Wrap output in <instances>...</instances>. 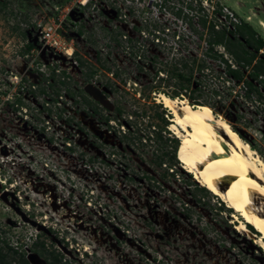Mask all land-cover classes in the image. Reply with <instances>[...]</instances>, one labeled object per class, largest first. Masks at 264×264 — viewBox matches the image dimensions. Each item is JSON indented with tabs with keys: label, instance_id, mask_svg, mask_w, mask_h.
Returning <instances> with one entry per match:
<instances>
[{
	"label": "rangeland",
	"instance_id": "374dc122",
	"mask_svg": "<svg viewBox=\"0 0 264 264\" xmlns=\"http://www.w3.org/2000/svg\"><path fill=\"white\" fill-rule=\"evenodd\" d=\"M166 8L121 20L85 14L73 0H0L5 264H51L55 256L62 264L68 239L93 253L75 257L77 264H264L254 238L235 230L233 211L170 160L173 123L154 139L164 126L157 115L172 117L157 93H183L171 79L177 68L192 72L193 84L204 77L194 96L201 102L228 113L229 102L242 101L230 116L264 150L260 106L241 100L238 87L214 96L224 65L206 53L213 21L220 28L247 23L264 39V0H170ZM52 22L59 50H47L39 35ZM30 42L36 47L26 53ZM217 51L232 60L223 47Z\"/></svg>",
	"mask_w": 264,
	"mask_h": 264
},
{
	"label": "bare ground",
	"instance_id": "6f19581e",
	"mask_svg": "<svg viewBox=\"0 0 264 264\" xmlns=\"http://www.w3.org/2000/svg\"><path fill=\"white\" fill-rule=\"evenodd\" d=\"M259 25L264 31V21ZM155 100L172 113L171 132L184 146L181 167L233 211L235 230L264 250V160L210 107L164 94Z\"/></svg>",
	"mask_w": 264,
	"mask_h": 264
},
{
	"label": "trees",
	"instance_id": "16d2710c",
	"mask_svg": "<svg viewBox=\"0 0 264 264\" xmlns=\"http://www.w3.org/2000/svg\"><path fill=\"white\" fill-rule=\"evenodd\" d=\"M204 27L207 24L205 19ZM208 35L209 40L207 41L208 50L206 53L214 58L218 59L224 65V72H222L218 79L223 81V85L219 86L216 83H213V95L220 97L221 93L223 94L225 89L229 93L234 92L233 88L238 87L240 90L243 91L242 96H240L241 100L249 99L251 103L258 104V109L262 111V117L264 119V39L247 23H241L240 25H236L233 30H227L226 27L220 28L215 22H211L208 26ZM36 45L33 42L27 44L25 48L26 53H30L33 49H35ZM217 47H223L228 55L231 57L232 60L224 58L223 54H220L217 51ZM195 61L193 62V64ZM185 67L187 64L184 63ZM204 65L198 68V71L202 72ZM204 73V72H203ZM56 75L53 74V77ZM67 77L66 72L62 73V79L59 78L60 83L64 84V79ZM193 73L191 72L188 75H185L182 70L175 69L172 73L171 79H174L178 85L180 90L184 93H181L177 96H171L166 92L159 91L157 94H164L170 98H186L187 100L194 102L192 104L189 102L190 105L196 106H208L212 109L215 115H218V111L222 113L227 122L230 124L232 129L245 141L247 142L252 149L256 150L261 158L264 160V150L258 146L255 140H249L244 133L236 126V121H233L230 116V109L231 107L235 110H238L240 106H242V101L239 102L234 99L233 101L229 102V109L228 113L224 112L223 106L216 108L213 104L201 102L197 98H195V93L201 92L202 89L205 87L201 86L203 82H201L200 78H204L200 76L197 79V82L193 84ZM160 79V78H159ZM217 81V78H214ZM231 83L233 84L231 86ZM195 85V87H193ZM224 95V98L227 96ZM257 97V99H254ZM238 103V105H237ZM161 106L162 104H158ZM239 106V107H237ZM164 111L159 113L157 117L164 122V126L162 130H158L155 132L156 137L154 138L156 141L162 140L163 136L161 132L169 133L167 130L172 125V122H169L170 115L167 114V117L164 115ZM238 117V116H237ZM108 120V119H107ZM174 127V124L172 128ZM171 128V129H172ZM156 131V129L154 130ZM150 139V138H149ZM172 143L171 147V161H176V163H181V156L184 152V146L181 144L180 140L177 138L168 140ZM177 158V160H176ZM162 164V163H161ZM205 190V188H202ZM248 228L253 233L257 234L256 230L251 226L248 225ZM6 256L4 254H0V264H5ZM26 264H28L25 261ZM51 264H61V258L59 256L53 257V262Z\"/></svg>",
	"mask_w": 264,
	"mask_h": 264
},
{
	"label": "built area",
	"instance_id": "2783aa9c",
	"mask_svg": "<svg viewBox=\"0 0 264 264\" xmlns=\"http://www.w3.org/2000/svg\"><path fill=\"white\" fill-rule=\"evenodd\" d=\"M74 3L78 5L79 11H84L85 14L88 12H92L94 14H99V12L103 13H113L114 15H120V19H128L132 15H160L165 14L167 12L166 3L170 0H73ZM179 1V0H173ZM87 12V13H86ZM146 24L148 23L146 19L143 20ZM61 21H59V26H61ZM58 26V27H59ZM58 27L55 22L48 24L43 29L39 30V35L41 37V42L47 50L57 49L59 50V46L61 41L58 40ZM159 34H154V37L157 41V46H160L161 43L165 42L163 38L160 37ZM180 39V36H177ZM36 45V44H35ZM34 50V49H33ZM32 50V51H33ZM72 52L69 55L66 51V54L69 57L73 56V49H70ZM31 51V52H32ZM75 53V52H74ZM78 65V62H75ZM58 72V71H57ZM65 72V71H63ZM63 72H59L62 75ZM67 75V73H66ZM66 245L67 250L70 254H65L62 258V264H77L75 257L79 256L81 259L85 257V255L92 256L93 253L89 252L88 248H80L78 244L77 246L71 240H67ZM63 252V251H62ZM74 252V253H73ZM74 255V256H73ZM73 256V258L71 257Z\"/></svg>",
	"mask_w": 264,
	"mask_h": 264
},
{
	"label": "flooded vegetation",
	"instance_id": "af4514ba",
	"mask_svg": "<svg viewBox=\"0 0 264 264\" xmlns=\"http://www.w3.org/2000/svg\"><path fill=\"white\" fill-rule=\"evenodd\" d=\"M215 12H216V15H220V14H222V12H221V9H219L218 8V10H215ZM224 19H227V20H230V17L229 16H224ZM241 23H244V22H240V21H238V22H235V23H229V26H225L224 24V26L223 27H226L227 28V30H233L234 29V27L236 26V25H240ZM252 27V26H251Z\"/></svg>",
	"mask_w": 264,
	"mask_h": 264
},
{
	"label": "water",
	"instance_id": "95a60500",
	"mask_svg": "<svg viewBox=\"0 0 264 264\" xmlns=\"http://www.w3.org/2000/svg\"><path fill=\"white\" fill-rule=\"evenodd\" d=\"M33 258L37 257L35 254L32 255Z\"/></svg>",
	"mask_w": 264,
	"mask_h": 264
}]
</instances>
